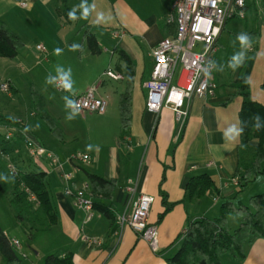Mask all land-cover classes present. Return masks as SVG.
<instances>
[{"label": "crops", "instance_id": "crops-1", "mask_svg": "<svg viewBox=\"0 0 264 264\" xmlns=\"http://www.w3.org/2000/svg\"><path fill=\"white\" fill-rule=\"evenodd\" d=\"M174 1L0 0V20L20 39L34 27L43 30L76 24L77 31L90 29L101 50L98 55L86 51L76 66L87 72L82 84L72 88L66 98H61L68 103L67 113L72 119H64L65 115L63 121L60 118L65 104L53 110L47 105L43 107V112L59 124L61 138L48 130L42 119L29 121L15 117L20 116V110L9 101L11 95L2 105L8 115L0 114L3 118L0 128L9 129L0 134V160L6 163V168L12 166L18 172L45 173L47 191L55 210L53 225L40 235L51 239L46 252L35 244L40 236H31L29 239L34 247L31 252L16 251L21 264H45L50 255L69 264H166L176 253L189 222L217 217L223 199L248 204L252 195L246 197L232 179L239 160H247L250 152L240 148V135L226 133L232 125L240 129L242 97L236 95L231 82L242 79L248 83L250 91L253 77L257 82L263 79L264 73L263 76L255 73L256 54L251 60H244L230 81L215 80L214 96L193 97L184 126H180L169 108L162 109L158 115L146 109L144 83L152 71L151 54L161 39L173 34L166 18ZM66 8L75 9V20H66ZM84 8L89 9L87 19L81 18ZM262 9L264 12L263 6ZM100 15L103 19L98 21ZM121 54L134 67L130 123L126 132L122 130L118 111L119 98L126 89L125 63ZM108 69L123 78L111 80L103 76ZM8 84L12 89L11 82ZM91 87H96V96L106 101L105 112L76 111L74 115L71 106L74 98ZM37 115L40 116L35 110L29 116L35 118ZM47 130L49 132L44 134ZM8 133L11 140L6 142L3 138ZM28 137L51 152L57 163L46 157H31L25 145ZM76 154L88 156L89 161H73L72 156ZM86 172L117 183L112 193L111 210L115 218L125 210L129 211L130 203L140 195L154 199L149 221L157 227L156 252L130 228L119 229L102 212L86 213L75 206L73 195L77 191H84L85 197L92 199ZM202 177H208L211 188L203 197L188 198L187 190ZM67 190L71 195L66 193ZM163 199L172 205L164 215ZM239 223L235 213L228 214L230 231L236 230ZM85 239L100 240L101 244L91 245ZM224 264H264V237L245 245L244 258L240 262L228 258Z\"/></svg>", "mask_w": 264, "mask_h": 264}, {"label": "trees", "instance_id": "trees-1", "mask_svg": "<svg viewBox=\"0 0 264 264\" xmlns=\"http://www.w3.org/2000/svg\"><path fill=\"white\" fill-rule=\"evenodd\" d=\"M253 4L264 7V0H253ZM247 9L248 1L246 0L244 11ZM70 11L72 10L68 8L64 11L68 22L71 21L68 17ZM84 40L92 55L100 53L101 50L89 28L85 30ZM22 46V40L0 20V58L14 59ZM121 57L125 63L126 89L119 98L118 111L122 130L126 132L130 123V91L134 67L125 55L121 54ZM230 86L236 90V95L242 97L239 113L240 129H243L240 134V148L250 152L247 160H239L234 173L240 192H244L250 184L257 181L258 177L264 176V105L251 98L246 81L236 79ZM261 88L264 91V79ZM32 95L34 108L40 114L47 129L57 138H61V132L57 129L55 122L43 112L42 97L34 91ZM1 119L3 118L0 116V121ZM257 125L260 128L258 131L255 129ZM16 172L14 176L10 174L5 176L6 186L13 190L11 205L16 208L17 219L22 223L24 232H27L29 237L35 236L50 228L55 219L54 206L47 191V176L43 172ZM86 173L89 193L93 199V210L102 212L115 223L116 218L113 217L111 210L113 209L112 193L117 183ZM210 188L211 183L208 177H202L199 183L189 187L186 196L200 198ZM162 202L164 215L170 211L172 205L165 199ZM231 213H235L240 220L238 228L234 231H230L227 226V216ZM262 237H264V193L252 195L248 204L223 199L217 217L201 218L187 224L176 253L167 259L166 264H224L222 257H228L237 263L244 258L245 245L255 238ZM0 256L3 264H21L11 240L6 237L1 226ZM59 263L69 264L54 255L47 256L45 259V264Z\"/></svg>", "mask_w": 264, "mask_h": 264}, {"label": "built area", "instance_id": "built-area-1", "mask_svg": "<svg viewBox=\"0 0 264 264\" xmlns=\"http://www.w3.org/2000/svg\"><path fill=\"white\" fill-rule=\"evenodd\" d=\"M24 5V4H22ZM246 0H175L166 18V23L174 28L173 34L161 39L152 51L153 62L150 78L144 83L147 92L146 109L158 115L162 109L173 111L176 121L184 126L189 115L190 100L197 97L214 96L217 83L210 65L217 39L228 20L245 18ZM41 53H46L43 45L36 46ZM252 51V49H250ZM103 76L111 80H121V74L108 69ZM58 92H65L55 79ZM8 83L0 84V91L9 93ZM73 105L79 112L103 114L106 101L96 96V87L87 89L76 96ZM4 141L11 140V134L4 136ZM28 154L34 159L46 157L57 163L55 156L29 137L25 139ZM73 161L87 163L88 156L76 154ZM10 175H16L14 167H8ZM67 178V176H66ZM232 182L237 186L236 178ZM67 194L71 195L69 190ZM75 206L90 213L93 201L85 197L84 191L74 195ZM154 199L140 195L130 203L129 211L117 215L116 226L119 229L130 228L139 238L147 242L150 249H158V232L155 224L149 221V211ZM91 245L99 246L100 240L85 239ZM14 247L19 243L11 241Z\"/></svg>", "mask_w": 264, "mask_h": 264}, {"label": "rangeland", "instance_id": "rangeland-1", "mask_svg": "<svg viewBox=\"0 0 264 264\" xmlns=\"http://www.w3.org/2000/svg\"><path fill=\"white\" fill-rule=\"evenodd\" d=\"M247 1L248 9L245 11V18H233L227 21L217 45V52L214 55L212 54V65L214 66L212 73L216 81H224L225 83L230 81L236 75L244 60H251L255 54L258 56L254 68L255 73L259 72L263 76L264 12L261 5L253 4V0ZM242 33L248 35L250 47L241 45L237 37ZM22 38L23 46L14 59L0 58V84L8 82L12 84L9 93L0 91V114L8 115L3 110L2 105L7 103L8 97L11 95L9 101L14 102L20 110V116L15 117H21L23 120L29 121H41L39 115L35 118L29 116L35 111L32 99L34 91L42 97L43 105H47L49 110L62 107V104H65V108L62 109L63 115L60 116L63 121L69 115L67 113L69 105L66 101L64 103L61 98H66L71 93L72 88L80 86L87 74L86 70H80L76 67L80 64L79 60L86 54V51L90 52L87 44L83 43L85 32L77 31L76 24L67 25L64 28L43 30L34 27L26 35L23 34ZM36 45H43L46 54L36 50ZM72 45H79V48L72 51L70 50ZM57 48L62 50L58 55L55 54ZM250 48H252V51H250ZM69 68L71 69V88L69 90L58 92L55 83H46L48 77L59 79L61 71L67 73ZM262 81L257 82L253 77L250 82V95L254 101L264 105ZM54 113H57L56 110H54ZM55 125L58 129L59 124L56 122ZM8 129L7 127L0 128V134L2 135V132L5 133ZM48 132V130L44 131V134ZM38 135L40 136L39 133ZM9 174L6 163L0 160V226L10 240H16L19 243L20 248L14 247L18 253L20 251L29 253L33 245L29 236L24 232L22 223L17 219L16 208L11 205L13 190L6 186L5 176ZM243 193L248 198L249 195L264 193V176L258 177L257 181L250 184ZM40 235L41 233L35 236ZM35 241H37L35 243L37 247L44 253L51 239L42 235ZM227 259L228 257L221 258L223 263ZM0 264H3L1 256Z\"/></svg>", "mask_w": 264, "mask_h": 264}, {"label": "clouds", "instance_id": "clouds-1", "mask_svg": "<svg viewBox=\"0 0 264 264\" xmlns=\"http://www.w3.org/2000/svg\"><path fill=\"white\" fill-rule=\"evenodd\" d=\"M241 3H242V0H241ZM88 15H89V9L88 8H84L83 12H82V15H81V18L87 19ZM68 17H69V19H72V20H75L77 18L76 15H75V9H73L72 11H70L68 13ZM102 19H103V16L100 15L98 17V21L102 20ZM237 38L239 39V41H240L242 46L250 47V39H249L247 34L242 33V34L238 35ZM78 48H79V45H72L70 50L75 51ZM61 51H62L61 49L57 48V49H55V54L58 55ZM70 76H71V69L69 68L67 73H64V72L61 71V74L58 77L59 78V86L62 87L66 91L71 88ZM46 83H50V84L51 83H55V79L52 78V77H48L46 79ZM71 106L74 109V115H75L76 111L78 110V106L77 105H71ZM72 118L73 117H68V119H72ZM255 129L258 131L260 128L257 125V126H255ZM242 132H243V129H237L235 127V125H232L228 129V133H226V135L227 134H234L236 136H239Z\"/></svg>", "mask_w": 264, "mask_h": 264}]
</instances>
